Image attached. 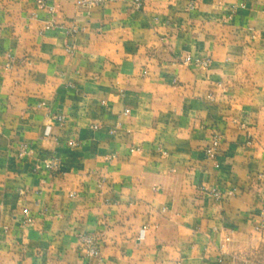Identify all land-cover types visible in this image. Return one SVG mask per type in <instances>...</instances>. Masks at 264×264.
<instances>
[{
  "label": "crops",
  "instance_id": "obj_1",
  "mask_svg": "<svg viewBox=\"0 0 264 264\" xmlns=\"http://www.w3.org/2000/svg\"><path fill=\"white\" fill-rule=\"evenodd\" d=\"M141 2L0 0V264H264V0Z\"/></svg>",
  "mask_w": 264,
  "mask_h": 264
},
{
  "label": "built area",
  "instance_id": "obj_2",
  "mask_svg": "<svg viewBox=\"0 0 264 264\" xmlns=\"http://www.w3.org/2000/svg\"><path fill=\"white\" fill-rule=\"evenodd\" d=\"M112 0H76V7L85 12L87 15L90 14L91 10L96 7H101L105 5L106 3L110 2ZM37 3L39 6L46 8L50 14H53L54 8L53 6H49L47 3V0H37ZM142 5L141 0H134V6L136 8H140ZM55 26V21L51 17L50 20L47 21V24L45 25L46 29H49L51 27ZM69 33L73 34L77 31V28L75 26H72L69 28ZM191 58H187L186 61H189ZM198 64L207 65V62H201L197 61ZM6 65L8 67L11 66V62H7ZM128 110H126V113ZM55 119L59 123H64L65 116L64 115H56ZM98 126L95 125L94 129H96ZM46 134H50V128H47ZM222 140L221 133H215L213 137L211 138L210 144L204 149V154L208 158H214L217 154V151L220 147ZM248 143H251V140L248 141ZM71 145H76V143L71 142ZM32 150H29L28 152H31ZM24 153H27L26 148L22 147L19 151V156H22ZM46 167L52 172H56L59 170V158L57 156H53L49 161L46 162ZM211 195L215 200H221L225 197L232 196L235 193V189L231 190H225L221 191L219 189H212L210 190ZM24 222L29 223L32 221V217L30 214V211L28 209H24ZM255 229L259 232H264V212H262L259 215V220L255 226ZM229 237H226V240H229ZM263 242H264V235H263ZM78 245L80 248L81 253L86 258H99L101 255L100 252V241L98 237L92 233H81L78 235Z\"/></svg>",
  "mask_w": 264,
  "mask_h": 264
}]
</instances>
